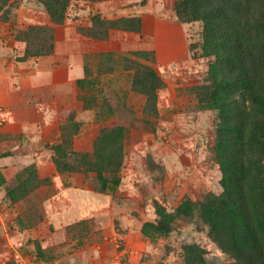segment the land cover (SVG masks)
<instances>
[{"label":"rangeland","instance_id":"1","mask_svg":"<svg viewBox=\"0 0 264 264\" xmlns=\"http://www.w3.org/2000/svg\"><path fill=\"white\" fill-rule=\"evenodd\" d=\"M109 1L114 0L73 1L63 24L53 22L40 0H10L0 10L1 63L52 56L59 43L69 51L62 42L79 34L81 44L72 49L84 52L89 74L84 88L77 94L70 90L60 103L69 110L61 111L65 122L54 146L64 149L58 157L64 170L58 172L65 175L67 188L58 189L56 181L41 176L35 165L8 174L7 179L0 171V264H78L85 255L76 254L94 247L101 248L103 259L112 254L116 263L108 264H188L186 249L193 246L204 251L205 264H237L220 248L198 212L177 220L170 235L155 241L142 231L145 223L157 219L156 205L172 212L184 201L198 205L206 195L224 191L216 145L221 119L218 109L203 99L216 63L215 56H206L201 47L203 23L181 21L175 11L179 0H118L115 8ZM144 10H155L163 21L177 20L183 28L175 34L160 32L161 57L155 38L144 35L143 29L135 31L137 22L128 25L129 31L107 27L121 19L142 21ZM105 27L109 36L102 39ZM170 44L178 47L175 53H169ZM140 66L152 69L159 81L151 84ZM157 86L156 99L148 102L144 92ZM99 106L112 111L103 121L96 118ZM115 126L126 131L121 182L101 193L95 189V173L72 171L77 165L73 153L92 154L101 130ZM85 138L93 139L90 152L80 151ZM3 149L1 145L0 153ZM67 175L71 184L66 183ZM74 183L80 189H74ZM89 207L102 214L91 225L103 229V234L95 230L97 234H91L93 229L79 222ZM67 216L74 221H66ZM65 227L67 241L57 245L56 233ZM133 231L140 232L143 244L134 254L129 237Z\"/></svg>","mask_w":264,"mask_h":264},{"label":"trees","instance_id":"2","mask_svg":"<svg viewBox=\"0 0 264 264\" xmlns=\"http://www.w3.org/2000/svg\"><path fill=\"white\" fill-rule=\"evenodd\" d=\"M1 1L0 10L10 2ZM40 1L53 22L63 24L73 1L106 0ZM175 11L181 21L203 23L201 47L206 56L216 58L209 72L210 84L203 89V99L218 109L221 119L216 145L224 174V191L206 195L198 205L184 201L172 212L156 205L157 219L143 225V235L151 241L168 236L175 230L177 220L198 212L217 244L237 264H264V1L179 0ZM134 22L139 33L140 19H121L107 27L129 31L128 25ZM107 27L102 39L109 36ZM140 67L151 84L159 81L152 69ZM85 81L79 83L81 89ZM135 84L137 80L133 81V88ZM159 88L144 92L148 102L156 99ZM99 107L96 118L103 121L112 111L110 106ZM125 138L124 127L102 129L92 154L73 153L77 165L72 171L95 173V189L101 193L119 186ZM51 150L57 170L63 171L58 158L64 154L63 147L58 145ZM186 254L188 264H205V254L199 246L187 248Z\"/></svg>","mask_w":264,"mask_h":264},{"label":"crops","instance_id":"3","mask_svg":"<svg viewBox=\"0 0 264 264\" xmlns=\"http://www.w3.org/2000/svg\"><path fill=\"white\" fill-rule=\"evenodd\" d=\"M135 1L139 0H132ZM107 3H115V8L118 0ZM117 10L124 12L121 7ZM145 10L140 15L144 35L155 38L156 52L158 57H161L160 32L170 31L175 34L183 31V28L177 20L163 21L154 15L155 10ZM149 30L152 32L147 33ZM80 42L79 34L68 35L62 43L70 48L69 51L62 48L59 43L55 53L46 58L7 65L0 60V146L3 145L4 148L3 153H0V171L6 179L8 174H15L24 167L35 165L41 176H51L56 181L58 189L63 191L67 188L65 175H61L54 164L51 148L61 140V125L65 122L61 111L63 107L69 110L67 106H60V103L62 104L71 92L77 94L78 89L81 90L79 83L89 79L84 52L72 49L79 46ZM171 46L174 49L170 48L169 53L172 54L178 47H175V44H170ZM86 139L82 140L80 149L82 152H90L93 149V139ZM67 178L66 183L71 184L73 179L69 175ZM74 185V189H80L75 183ZM90 208L88 214L79 222L89 225L90 230L93 229L91 234H97L96 232L103 234V229L96 230L91 225L92 221L102 214H97ZM66 221L73 222L74 219L67 216ZM66 228L56 233L57 245L67 241ZM129 237H132L130 241L132 254L137 253L141 246L140 249H143V244L139 243L140 232L133 231ZM100 249L94 247L90 251L83 250L77 253L76 255H85L78 264H108L109 261L116 263L112 254L109 259H103L104 255Z\"/></svg>","mask_w":264,"mask_h":264}]
</instances>
